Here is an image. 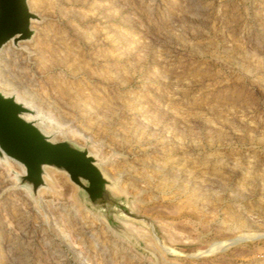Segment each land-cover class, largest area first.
Segmentation results:
<instances>
[{
  "label": "rangeland",
  "instance_id": "374dc122",
  "mask_svg": "<svg viewBox=\"0 0 264 264\" xmlns=\"http://www.w3.org/2000/svg\"><path fill=\"white\" fill-rule=\"evenodd\" d=\"M27 2L0 92L93 156L116 208L0 159V264H264V0Z\"/></svg>",
  "mask_w": 264,
  "mask_h": 264
},
{
  "label": "water",
  "instance_id": "95a60500",
  "mask_svg": "<svg viewBox=\"0 0 264 264\" xmlns=\"http://www.w3.org/2000/svg\"><path fill=\"white\" fill-rule=\"evenodd\" d=\"M35 15L28 10L26 0H0V48L12 40H28L30 23ZM35 111L18 102L14 96L0 92V159L21 165L24 174L21 185L32 194L44 187V167L66 174L71 183L85 194V202L108 222L116 203L108 190L107 181L98 169L96 159L85 150L67 141L51 142L33 121L23 116Z\"/></svg>",
  "mask_w": 264,
  "mask_h": 264
},
{
  "label": "bare ground",
  "instance_id": "6f19581e",
  "mask_svg": "<svg viewBox=\"0 0 264 264\" xmlns=\"http://www.w3.org/2000/svg\"><path fill=\"white\" fill-rule=\"evenodd\" d=\"M26 2H27V0H26ZM27 6H28V2H27ZM28 10H29V6H28ZM30 11V10H29ZM10 43H12V40H10V41H8L7 43H5L1 48H0V58H1V55L3 54V52H6L7 50H8V46H9V44ZM2 93V92H1ZM2 94H4V93H2ZM5 95V94H4ZM16 100L18 101V102H20V100L19 99H17L16 98ZM22 103V102H21ZM26 107H28L29 109H32V107H30L29 105H27L26 103H23ZM33 110V109H32ZM39 116V114L38 113H36L35 112V115H29V114H26V115H24L23 116V118H24V120H26V121H33V122H35V120L37 119V117ZM42 123H36V127L44 134V135H46V136H49L48 135V133H46L44 130H42L41 128H40V125H41ZM51 142H53L54 143V141H52V139L50 140ZM47 170H53V169H50V168H47V167H44V180L46 179V177H47V174H46V171Z\"/></svg>",
  "mask_w": 264,
  "mask_h": 264
}]
</instances>
